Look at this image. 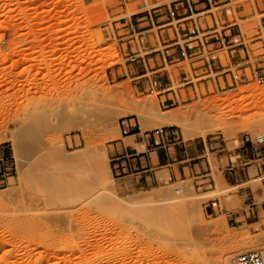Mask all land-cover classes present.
<instances>
[{
	"label": "rangeland",
	"instance_id": "obj_1",
	"mask_svg": "<svg viewBox=\"0 0 264 264\" xmlns=\"http://www.w3.org/2000/svg\"><path fill=\"white\" fill-rule=\"evenodd\" d=\"M170 4L171 0H0V264H234L242 253L264 250V213L260 223L232 232L230 215L210 209V202L219 199L222 210L237 216L244 211L240 188L216 181L220 156L226 168L230 153L228 158L227 153L212 156L217 149L205 145L217 147L210 139L221 137L234 150L236 162V140H264V85L252 74L259 66L257 56L264 53L259 39L264 0H212L204 8L212 11L198 18L204 29L212 25L210 15L222 26L236 23L239 34L231 31L226 36L237 34L239 40L240 35L243 40L237 45L243 43L250 57L249 64L232 67L241 76L238 88L228 91L222 83L218 90L210 82L213 76L206 84L195 80L194 95L191 86L189 91L180 89L183 70L170 64L172 82L165 74L162 84L173 87L175 94L167 97L148 94L151 84L134 81L127 73V59L155 49L157 34L166 43L168 33L174 36L173 30H160L157 24V15H164ZM146 11L152 12L149 25L140 20ZM226 11L231 12L228 19ZM145 31L150 32L140 34ZM109 55L114 57L108 59ZM220 56L228 61L227 53ZM186 65L190 72L189 62ZM146 68L151 69L148 64ZM243 68L247 70H239ZM145 72L139 69V74ZM126 101L138 108H127ZM104 111L118 112V126L122 117L135 115L143 131L167 128L172 136L166 144L174 137L184 142L170 145V153L179 148L194 156L204 149L215 182L197 179L196 170L189 169L184 178L177 175L172 180L169 168H163L159 185L120 194L110 153L123 137L114 121L101 118ZM178 111L188 119L202 114L223 119L213 128H202L205 135L186 137L182 129L163 124L166 114ZM196 166L200 176L207 174L206 164ZM251 167L243 188L263 192L262 176L255 165ZM161 193L185 194L192 204L180 211L169 204L130 203ZM263 200L257 196L258 202Z\"/></svg>",
	"mask_w": 264,
	"mask_h": 264
},
{
	"label": "crops",
	"instance_id": "obj_2",
	"mask_svg": "<svg viewBox=\"0 0 264 264\" xmlns=\"http://www.w3.org/2000/svg\"><path fill=\"white\" fill-rule=\"evenodd\" d=\"M212 4V0H188V1H180V0H171V4L166 7V12H163L164 15H157V24L158 29L162 30L168 28L167 30H173L174 36L170 33L168 39V43L162 42L161 36L157 34L156 39L153 41L156 42L155 49H143L144 53L150 52V55H153L152 58L148 57L146 63L151 68H158L161 71L165 70V66L173 65V60L171 57L170 59L167 56H172L176 53H179V45L178 42L182 44L185 48V44L187 43L188 35L181 31V27L183 25H173L171 23V19L169 16L170 11H176L178 15L181 16H190L191 12L194 17L201 18L202 15L207 14L212 11L211 9H204L210 7ZM192 10V11H191ZM148 13L152 15L151 11H146L140 20H148ZM156 13V12H155ZM201 15V16H200ZM212 18V16H209ZM227 20V19H226ZM167 21V22H166ZM184 21L183 19L179 20L178 22ZM148 20V25H149ZM165 22V23H164ZM228 22V21H227ZM180 24V23H179ZM228 26H222L224 32L222 34H226L231 31H238V28H234L235 24H230L228 22ZM188 25V24H184ZM145 31L141 32L140 34H147ZM160 32V34H162ZM219 37L218 35H216ZM211 48V49H210ZM226 49H219L218 45L215 44L207 48V53L211 55L213 60V66L215 69H221L226 65L230 67L241 66L242 64H249L248 57H241L237 50L233 52L231 49V59L230 64L229 60H224L221 58V54H224ZM148 51V52H146ZM234 53V54H233ZM255 53V52H253ZM237 54V55H235ZM147 55V56H150ZM236 56V57H235ZM246 59V61H244ZM202 64V62H199ZM246 68L240 69V71H246ZM246 75V73L244 74ZM221 76H218L217 79H221ZM215 81V80H212ZM232 91V90H230ZM175 138V137H174ZM177 139V138H176ZM176 139L171 141L172 147L178 146ZM174 141V142H173ZM212 141V138L210 139ZM173 143V144H172ZM239 147L235 149L234 152L237 161L232 163L233 158V151L225 152L228 154L230 153V157L228 158V167L225 168L224 162V155L220 156L219 164L222 165L216 172L218 178L216 181H220L221 183H225L226 185H230L231 187H238L239 189V196L243 201L242 209L244 210L241 215H235V211L229 213L226 209H218L215 210L211 207L212 211L215 213H225L230 215L229 221L232 223L234 228H241L247 225H255L262 221V213H264V200L262 202L257 201V196L259 195L264 196V188L263 192L258 191V193H254L252 189H244L243 187L249 183L248 180V172L252 168V165H255L259 176H262V182L264 184V140L256 139V138H241L239 140ZM217 144V143H215ZM170 145H160L156 146L153 141H145L140 136H128L123 137V139L116 144H114V149L111 151V162H112V174L117 182L116 187L117 191L120 194L130 193L131 188L139 190V189H148L155 187L160 184V180L158 178L159 170L163 168H169L171 179L176 180L177 175H180L181 178H184L186 175V170H192L195 173L197 169L196 164L201 163L202 165H207L208 161L211 162V158L207 154V151L204 149L200 150V153L203 154H194V157L191 156L188 152H183L179 150V148H175L173 153L168 151ZM208 150H215L219 149L220 145L215 147L209 146V144H205ZM145 147L143 151L139 150L138 147ZM204 148V146H203ZM220 153L211 152V155L214 156ZM192 157V158H191ZM195 166V168H194ZM214 171V170H213ZM219 173V174H218ZM221 174V175H220ZM243 174L245 176H243ZM210 175V174H208ZM251 216V217H248ZM252 223V224H249Z\"/></svg>",
	"mask_w": 264,
	"mask_h": 264
},
{
	"label": "built area",
	"instance_id": "obj_3",
	"mask_svg": "<svg viewBox=\"0 0 264 264\" xmlns=\"http://www.w3.org/2000/svg\"><path fill=\"white\" fill-rule=\"evenodd\" d=\"M192 11V10H191ZM191 12L190 16H184L180 17L176 11H170L169 16L171 19V23L174 24H181L182 27H185V30H182L185 34L188 35L187 43L185 44V48L180 44V42L177 43L179 45V53H176L172 56H167L172 58L173 64L176 69L183 70L182 75L180 76L179 83L181 85L180 89H183L184 91H187L188 89L192 88L191 93L194 95L197 93V86L195 83L196 81H203V84H206L207 80L209 78L214 76L215 81H210L213 85L217 86L218 90H220L222 83L225 85V88L229 90H235L238 88V85L242 83L241 76L237 73H235L229 65H226L225 67H222L221 69H215L213 66V60L210 54L207 53V48L210 46H213L215 44L218 45L219 49H226L224 51V54H228V60L231 59V50L233 52H236L234 50H237L238 54L241 57H249L248 49H245L244 47L241 48L244 44L237 45L240 41H242V37L239 35L240 39L235 40L237 34H239L240 30L235 35L226 36V34L220 33L223 32V27L220 24L219 18H217L215 15L212 16L211 23L207 24V29L201 28L197 17H194ZM205 14V13H204ZM231 12L226 11V18H229V15ZM201 16V15H200ZM214 16V19H213ZM153 20L152 15L148 13V20ZM183 19L184 21L178 22L179 20ZM188 24V25H184ZM220 25V26H219ZM236 26V24L234 25ZM221 28V30H220ZM203 30V32L201 31ZM206 30V31H205ZM218 35L219 37H217ZM213 38H215L216 41H211ZM238 38V37H237ZM260 41L263 43L264 48V29L262 36L259 38ZM196 44V47H193V45ZM238 47V48H237ZM231 49V50H227ZM260 51V49H257ZM264 51V49H261ZM148 52V51H146ZM254 52V51H253ZM252 52V53H253ZM151 53H143V55H135L130 54L127 59V73L129 76L133 77L134 81H137V83L140 84L141 80H144V82L147 84L152 85V89L148 90V94H154L155 92H158V94L165 95L169 97L170 95H174L175 93H172L173 87H163L162 84V78L166 74L167 79L169 82H172L173 74L168 71V67L165 66V70L161 71L158 68L156 70L148 69L145 57H149L147 55H150ZM234 54V53H233ZM152 56V55H150ZM258 64L259 66L255 68L254 72L252 73L255 77L256 81L260 86L264 85V53L260 54L259 57L257 56ZM250 61V57H249ZM170 59V63H171ZM189 62V68L190 72L187 71V65L186 63ZM199 62H202V64H199ZM197 65H200L196 68ZM141 67L145 68V73L139 74V69ZM148 69V71H147ZM153 70V71H151ZM240 70V69H239ZM150 71V72H149ZM200 73V74H198ZM180 75V74H179ZM218 76H221V79H217ZM206 82V83H205ZM171 85V84H169ZM187 86H191L190 88H187ZM182 90V91H183ZM189 91V90H188ZM169 93V94H168ZM182 96V95H181ZM175 99H179V96H175ZM169 102H172L171 99H168ZM176 104H179L176 102ZM120 130L122 133V137H128V136H140L145 141H153L156 146L160 145H166L167 142L170 141V137L172 136L171 132L167 128H158L152 131H143L139 122V119L135 115H128L124 116L119 120ZM173 128V127H171ZM243 138H248V136H244ZM176 139V138H174ZM212 141H216L217 144L220 145L219 154L225 153V152H231V150L228 147V143L221 139V137H214L212 138ZM176 142L178 146H181L184 144L183 141L180 139H176ZM239 139L235 141V144H238ZM240 144V143H239ZM239 145L236 147L238 148ZM232 163H235L232 160ZM207 174L202 175V171H199V169H196V175L198 178L201 177V179L209 178V181L212 183L215 182V179L212 178V175L214 173L211 162L208 161L207 163V170H205ZM205 172V173H206ZM210 174V175H208ZM212 178V179H211ZM207 182V180H204ZM207 184V183H206ZM211 207L215 210L220 209V200H212ZM235 228H231V231L233 232ZM234 264H264V259L261 253L252 251V252H245L235 259Z\"/></svg>",
	"mask_w": 264,
	"mask_h": 264
},
{
	"label": "bare ground",
	"instance_id": "obj_4",
	"mask_svg": "<svg viewBox=\"0 0 264 264\" xmlns=\"http://www.w3.org/2000/svg\"><path fill=\"white\" fill-rule=\"evenodd\" d=\"M13 46H9V48H12ZM106 55V54H102ZM114 56L109 55L108 59H112ZM95 92V91H94ZM86 98H80L81 102H84ZM125 105L127 108H131L132 110H135L138 108V106L134 102H125ZM105 110V109H104ZM146 111L148 112L149 109L146 108ZM108 115V116H107ZM118 112L117 111H111L110 114H108L106 111L102 114L101 118H109L110 121H114V124L116 126V129L118 130L120 125L118 126L117 120H118ZM223 118H212L208 116L207 114H202L198 116L196 119H188L186 113H183L181 111L175 112V113H169L164 116L163 124H166L168 126L178 127L183 130V133L186 137H197L200 135H205V131H202V128L210 127L213 128L214 126L218 125ZM24 126L28 128V114L26 113V118L24 119ZM177 193H181V190L177 191ZM215 194L216 192H211ZM132 206L135 207H144V206H153L157 205L158 203L161 204H169L172 207L178 208L180 211L186 209L188 205L192 204L189 200H186V196H174L168 193H161V194H154L150 196H144L139 197L137 199H134L130 201ZM264 253V250L261 252V254Z\"/></svg>",
	"mask_w": 264,
	"mask_h": 264
}]
</instances>
